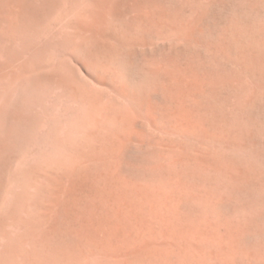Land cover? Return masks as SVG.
<instances>
[{
  "label": "rangeland",
  "instance_id": "rangeland-1",
  "mask_svg": "<svg viewBox=\"0 0 264 264\" xmlns=\"http://www.w3.org/2000/svg\"><path fill=\"white\" fill-rule=\"evenodd\" d=\"M12 4L18 17L13 28L4 17ZM248 5L246 0H0V11L5 8L0 27L6 29H0V75L18 85L9 95L0 90V124L14 133V140L0 149V264H28L30 253L41 249L27 242L13 261L3 252L27 240L33 230L48 234L65 195L62 183L74 173L71 162L94 151L87 131L76 124L86 114L83 99L114 113L141 114L135 127L146 132L147 140L129 147L127 157L134 163L158 144L174 143L191 156L199 151L226 165V173L205 174L207 187L221 197L218 210L223 216L244 224L241 245L261 255L251 264H264V183L254 172V149L239 132L247 111L264 95V68L238 53V41L247 31L261 33L246 30L238 13V7ZM146 103L162 108L159 124ZM182 105L202 120L210 147L200 134L176 123ZM232 168L250 177L238 182L229 176ZM52 241L58 247L72 237L59 233Z\"/></svg>",
  "mask_w": 264,
  "mask_h": 264
},
{
  "label": "bare ground",
  "instance_id": "bare-ground-1",
  "mask_svg": "<svg viewBox=\"0 0 264 264\" xmlns=\"http://www.w3.org/2000/svg\"><path fill=\"white\" fill-rule=\"evenodd\" d=\"M246 1L249 4L248 6L238 7V13L242 17L240 18L247 28L246 30L253 31L255 28L261 33L257 32L259 34H256L247 31L242 39L238 41V53L242 54L244 58L250 59L252 64L264 68V0ZM16 10L12 4L7 6L5 13L3 12L8 22L6 23L11 28L17 22ZM2 12L0 11V13ZM1 15L3 16V14H0V17H2ZM3 28L0 27L1 31L5 29ZM69 28L71 27L69 26ZM134 75L137 77L136 74ZM2 80L0 75V90L4 88L7 95L17 89L18 85L14 87L16 82ZM188 83H190L189 80ZM194 89L196 90V88ZM125 90H123V93H126ZM83 100H80V103L84 105L86 114L85 111L83 112L85 115L80 116V114V117L76 119V124L84 132L87 131L85 134L87 135L86 139L93 143L94 151L89 150V154H82L74 162L70 160L72 165H75L73 168L74 173L70 171L73 173L72 176L68 177V181L65 179L66 182L62 183L63 186L66 184L65 189L63 188L65 195L62 194L64 198L59 206L57 223L48 226V234L40 235L33 230L30 232V237H27L28 241L22 238L19 242L14 243H17L16 245H8L9 248L3 251L4 257L13 261L15 257L20 256L19 252L23 251L21 247L27 242L41 247L39 250L35 248L34 252L30 253L28 264H251L252 260L261 256L258 255V252L248 250L241 245L240 238H242L241 235L245 230L244 224H235L224 217L218 210L221 197L207 187L205 174L208 172L215 175L222 174V172H225L226 165L223 166V163H220L219 160L211 158L214 156L199 155V151L196 152L195 156H193V153L192 157L181 145L178 146L174 143L163 144L162 146L157 143L160 147L157 146L154 151L149 150L151 152L148 151V153L141 156L138 162L135 161L136 163H134L127 157L129 147L131 145H145L147 140L146 132L144 135V130L135 127V122L141 114L136 113L133 115L130 112L118 114L114 113L108 106L104 108L102 105L101 107L98 106L95 101H85V99L83 102ZM147 102L151 103V100H147ZM182 102L181 104H183ZM146 104L144 105L147 107L148 104ZM159 108L155 107L153 109L150 105L147 107V112L152 116L151 119L154 120V123L156 122L155 124H159L157 122L159 121L158 118L163 116L162 108ZM179 108L176 115L172 113L176 117V123L182 125L185 130L187 129L186 131L190 130L200 134L201 138L205 140L204 135H207L208 130L205 129L202 120H199L197 116L194 117L191 108L184 105ZM134 111L131 112L134 113ZM54 113H56V110ZM245 118L246 120L240 126L239 132L243 140L248 142L247 144H251L254 149L255 159H253V162L256 160L257 164V172H254L264 183V95L252 104ZM177 127L179 126L176 125L174 128ZM13 134L12 130L0 124V149L14 140ZM58 136L60 137V135ZM208 140L206 139L207 144ZM59 142H61L60 139ZM210 146L208 144V147ZM59 155L61 157V152ZM59 169L61 168L59 167ZM228 171L229 176L238 180V182L247 178L246 174L248 173H244L240 169L232 168ZM261 190H264V186L261 187ZM46 222L48 224L49 220ZM59 233L70 234L72 241L58 247L59 243L54 246L52 238Z\"/></svg>",
  "mask_w": 264,
  "mask_h": 264
}]
</instances>
